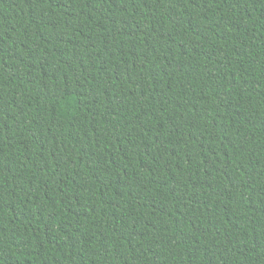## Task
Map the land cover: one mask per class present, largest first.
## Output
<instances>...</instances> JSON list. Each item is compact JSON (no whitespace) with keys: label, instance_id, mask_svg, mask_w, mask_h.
I'll list each match as a JSON object with an SVG mask.
<instances>
[{"label":"trees","instance_id":"obj_1","mask_svg":"<svg viewBox=\"0 0 264 264\" xmlns=\"http://www.w3.org/2000/svg\"><path fill=\"white\" fill-rule=\"evenodd\" d=\"M0 264H264V0H0Z\"/></svg>","mask_w":264,"mask_h":264}]
</instances>
